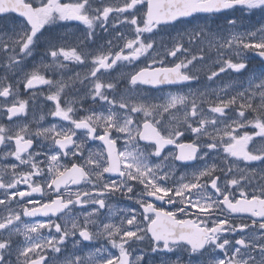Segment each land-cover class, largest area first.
Segmentation results:
<instances>
[{"label":"snow or ice","instance_id":"snow-or-ice-1","mask_svg":"<svg viewBox=\"0 0 264 264\" xmlns=\"http://www.w3.org/2000/svg\"><path fill=\"white\" fill-rule=\"evenodd\" d=\"M237 8L264 19V0H0V16L19 17L0 30V115L8 121L0 123V155L13 161L0 167V264H264V22L240 31L242 18L228 14ZM201 13L223 15L225 27L205 22L162 34ZM68 21L85 27L82 37L52 33ZM98 28L114 36L92 48ZM141 58L148 63L138 70L102 79ZM68 63L90 69L65 77ZM201 74L211 83L222 74L245 79L158 102L138 91L199 83ZM77 81L83 100L106 107H74L77 98L63 94ZM21 85L32 100L48 86V115L69 126L17 123L29 109ZM81 110L88 114L74 118ZM186 133L191 142L165 154ZM191 162L201 167L177 175ZM116 196L130 206L108 202Z\"/></svg>","mask_w":264,"mask_h":264},{"label":"flooded vegetation","instance_id":"flooded-vegetation-1","mask_svg":"<svg viewBox=\"0 0 264 264\" xmlns=\"http://www.w3.org/2000/svg\"><path fill=\"white\" fill-rule=\"evenodd\" d=\"M71 0H62V2H70ZM114 0H112L113 2ZM238 9V8H237ZM237 9L235 10H228V14L230 16H233L232 12L236 11ZM215 17L216 19H220V18H224L223 15L221 14H215V15H198L197 18H205V19H211ZM16 22H19V18L16 17V15L14 14H11L7 17H4V16H0V30L3 28L4 30H10L9 28H6L7 26H10L12 27L14 25V23ZM171 30V28H166L164 29V31H169ZM51 31L53 34H65L67 33L71 39V37L73 35L75 36H80L82 37L84 32H85V27L80 24L79 22H76V21H68V22H60V26L58 27H52L51 28ZM97 31V38H96V42L94 45H90L92 48H96L97 46L99 45H103L104 42L107 40V39H110L114 36V33H111V34H106L104 33L102 30H100L99 28L96 29ZM123 31H128L130 32L131 30L130 29H124ZM47 35V33H46ZM147 35V34H146ZM38 51L42 52L43 51V48L39 49ZM41 57L40 56H36L35 59L38 61ZM179 58V57H178ZM167 60L169 63L172 62L173 58L172 57H167ZM255 61V62H253ZM45 62H50V58L49 60H46ZM67 63V62H66ZM148 63V61H146V63L144 65H142L141 67L145 66L146 64ZM251 64H256L257 67H260V64L257 60L253 59L252 60V63ZM78 65L74 64V63H68V68L71 69V71H65L64 72V75L65 77H69V76H72L74 73H80L81 75L84 74V69L83 68H77ZM31 66L29 65L28 68H30ZM90 68V67H89ZM89 68L87 69V72L89 71ZM4 75V69L2 67V61H0V76ZM47 75L49 76H52V73L51 72H48ZM53 79H57L59 78L58 76H55V77H52ZM105 80H108V79H105ZM194 82H192L191 84L189 85H192ZM79 85V86H78ZM78 86V87H77ZM77 87V88H76ZM186 86H180V85H176V86H165V87H161V88H157V89H152V88H148V87H145V86H140L141 89L143 90H146V91H149V92H155L156 90H158V92L160 91H165L167 92L168 90H170L169 88H179V89H182V88H185ZM23 91H22V90ZM167 89V90H165ZM53 91L55 89H52ZM79 90V91H77ZM83 90L84 88L82 87V85L79 83V81H77L74 85H70L64 92L63 96L65 97H68V98H77V100L79 101L76 105H74V107H76L77 109L80 108V103L82 102L83 103V108L84 109H95L97 111H101L103 110L104 106H102L101 103H96V104H93L91 99H87V100H83ZM20 91L21 92V98L22 99H29L30 96H31V93L30 92H26L24 89H23V86L21 85L20 87ZM49 92V89H48V86H39L38 87V90H37V95L35 97L34 100L32 99H29V109H28V115L27 117L23 118L22 120H19L17 121V123H29L30 124V127L35 130V128L39 125V126H42V127H49L50 125H57L58 127H68L69 126V123L66 122V121H62L60 118H55V117H52L50 115H48V112L50 110H53L54 109V103L51 102V101H47L45 99V96L48 94ZM2 99V98H0ZM88 113L86 111H78L77 114H76V117L74 118H79V117H82L84 115H87ZM43 115L44 116V119L43 120H40V116ZM165 117L166 114L164 115ZM169 120V118H168ZM0 123H8L7 121V118L6 116H3V115H0ZM163 127V126H162ZM249 132L252 131L251 128H248L247 129ZM242 134V132H241ZM78 136H81L82 138V134L78 132ZM45 144H48L49 142L45 141L44 142ZM124 141L123 139H121L118 143V147H122ZM262 142L260 140H258V138L255 140L254 142V145L256 147H258ZM144 142L142 141L141 142V145H143ZM179 144V142L177 141L176 144H173V145H167L166 146V149H165V154H167L168 152H171V153H176L178 154V150H177V145ZM100 145V142L99 141H89L88 142V147L93 149V150H96ZM251 147V145H250ZM6 150V149H5ZM222 155V154H221ZM41 159H43V157H41ZM10 162H13L11 159H9L8 161H5V159L3 158L2 155H0V167H2L5 163H10ZM63 163L65 164H69L70 166V161L68 158H65L64 160H62ZM79 162V161H78ZM198 164V162H195V163H191L189 165V168H194V166ZM243 166V165H241ZM254 167L258 166V165H253ZM179 175V174H178ZM115 178V177H113ZM24 187L26 186H21V188L23 189ZM72 189L75 190V186H72ZM33 200H40V196L39 194H33V197H32ZM109 203L111 204H114V205H118L119 207H128L130 206L131 202L130 201H127L125 198L123 197H120V196H116V197H111L109 198L108 200ZM157 206L159 207H163L165 208L166 210H172L171 206L168 205L166 202H163V201H154ZM13 207H20V205L18 204H14L12 205ZM0 212H3V206H0ZM23 221L25 223H32V222H35L36 219H47L46 217H35V218H28V217H22ZM55 220V218H53ZM57 222H62V221H57ZM53 232H54V229H53ZM44 235H47V230H44ZM231 238V237H229ZM238 238V237H236ZM20 240H23V237L21 236L19 238ZM85 246H88L90 247L89 245H85ZM95 246H99L98 244L95 245Z\"/></svg>","mask_w":264,"mask_h":264},{"label":"rangeland","instance_id":"rangeland-1","mask_svg":"<svg viewBox=\"0 0 264 264\" xmlns=\"http://www.w3.org/2000/svg\"><path fill=\"white\" fill-rule=\"evenodd\" d=\"M232 14H233V17H240V18H242V27L239 29L240 31H243L246 28L258 27L260 22H264V19H262L261 15L259 13H256V15H254V16H247V17H245V14L242 13L241 10L238 8L235 12L233 11ZM205 22L209 23L213 30L223 29L225 27V21H223V22H216V18H211V19L197 18L196 20H194L192 22V25H188V24L176 25V28L175 29L172 28L169 31H164L162 34L165 35V36L167 34H169V33H171L172 35H175L177 29L190 28V27H192L193 25H196V24L203 25V23H205ZM18 23L19 22H16L14 24H18ZM6 28H9L11 30V27L10 26H7ZM1 30H3V31H10V30H4L3 28ZM125 32L126 33H129L128 31H125ZM211 58L214 59V54H213V56ZM32 63H33V61L30 59L27 62V67H29V65L31 66ZM145 63H146V61L143 58H141V60L138 63H135V67L134 68L132 66H128V67H123V66L116 67L114 70H111L110 74H105L104 76H102V79L103 80L108 79V80H105V81H109V80H111L112 77L117 76L121 72H128V71L138 70ZM79 66H80V68H83L84 69V74L87 73V69L90 67V65L86 64V65H78L77 68H79ZM251 67L252 68H257L254 64H251ZM244 79H245V77H243V76L236 77V76H232L230 74H228V75L222 74L219 79H217L214 83H211V82H208L206 80V78L204 77L203 74H201V78H200V82L199 83L194 82L192 85H187L185 88H182V89H174L173 88V89H170V90H171V92H177V91L188 92L189 89H191L192 91H195L197 89L203 90L205 86H207L210 89L211 88H218V87H222V83H221L222 81L244 80ZM124 88H125V85L122 82L121 85H120V90L123 91ZM165 90H167V89H165ZM22 91H20V92H22ZM138 91H140L143 94L147 95L154 102H158L160 97H162V96H164V95L167 94L165 91H162V92H165V93H161V92H158V90H156L153 93V92H149V91L143 90L141 88H139ZM83 92H84V90H83ZM104 107H106V106H104ZM166 116L167 117H165V116L163 117V125L162 126H166L167 123H168L169 116H168V114H166ZM191 139H192V136L190 134H187L186 133L183 137L177 138V141L180 142V143H182V142H191ZM216 155H217L216 153H213V156H216ZM211 162L212 161L209 160V163H211ZM199 167H201V162H198V164L195 165L194 168H189V167L183 168V167H181L179 169V172H177V175L180 174V172H188V173H191L195 168H199ZM88 249H89V247L88 246H85V251H87Z\"/></svg>","mask_w":264,"mask_h":264},{"label":"water","instance_id":"water-1","mask_svg":"<svg viewBox=\"0 0 264 264\" xmlns=\"http://www.w3.org/2000/svg\"><path fill=\"white\" fill-rule=\"evenodd\" d=\"M149 86H151V85H149ZM178 150H179V148H178ZM178 153H179V151H178Z\"/></svg>","mask_w":264,"mask_h":264}]
</instances>
